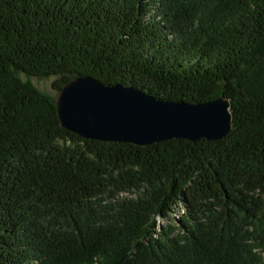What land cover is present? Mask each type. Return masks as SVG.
<instances>
[{
    "label": "trees",
    "instance_id": "trees-1",
    "mask_svg": "<svg viewBox=\"0 0 264 264\" xmlns=\"http://www.w3.org/2000/svg\"><path fill=\"white\" fill-rule=\"evenodd\" d=\"M79 76L231 130L82 139L28 80ZM0 264H264V0H0Z\"/></svg>",
    "mask_w": 264,
    "mask_h": 264
},
{
    "label": "water",
    "instance_id": "water-1",
    "mask_svg": "<svg viewBox=\"0 0 264 264\" xmlns=\"http://www.w3.org/2000/svg\"><path fill=\"white\" fill-rule=\"evenodd\" d=\"M55 109L61 128L82 139L137 147L168 140L214 142L232 127L230 105L223 98L174 103L122 84L104 86L89 76L67 83Z\"/></svg>",
    "mask_w": 264,
    "mask_h": 264
},
{
    "label": "rangeland",
    "instance_id": "rangeland-1",
    "mask_svg": "<svg viewBox=\"0 0 264 264\" xmlns=\"http://www.w3.org/2000/svg\"><path fill=\"white\" fill-rule=\"evenodd\" d=\"M22 81H25L27 78L24 75H19ZM56 78H48V79H38V78H28L31 84L40 92L49 95L54 100L57 99L58 93L53 90L52 84L54 83ZM183 214L182 210L171 215L170 218L166 221L158 219V224L165 225V226H174V218H179Z\"/></svg>",
    "mask_w": 264,
    "mask_h": 264
}]
</instances>
